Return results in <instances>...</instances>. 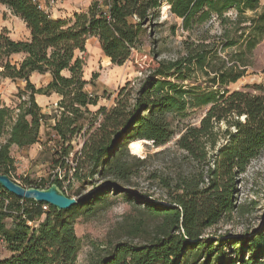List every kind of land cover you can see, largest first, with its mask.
<instances>
[{"label":"trees","instance_id":"1","mask_svg":"<svg viewBox=\"0 0 264 264\" xmlns=\"http://www.w3.org/2000/svg\"><path fill=\"white\" fill-rule=\"evenodd\" d=\"M106 2V9L92 4L72 19H55L36 0H0L30 36L14 40L6 28L0 31V78L25 81L15 108L0 98V174L14 180L10 149L39 141L47 115L36 95L55 93L59 100L51 131L60 156L53 162L66 173L47 185L27 178L20 184L44 188L56 183L78 198L68 210L49 206L43 211L41 203L29 200L32 208L21 207L0 187V237L11 253L0 264H75L82 246L75 221L106 212L118 198L129 210L104 243L90 242L86 264H264V204L253 224L245 218L252 213L249 207L235 202L238 176L264 150V81L227 88L252 67L253 51L264 39V0ZM164 2L189 33L182 53L157 60L136 86L120 89L113 107L92 113L89 106H96L98 97L86 89L84 61L77 53L96 37L111 63L123 65L139 50L140 35L159 17ZM213 20L218 36L208 31L191 36ZM16 55L20 60L12 61ZM32 73L49 74L50 81L36 88ZM200 108L206 111L197 124L185 121ZM82 132L86 138L69 166L71 142ZM177 135L174 150L144 157L128 146L146 140L161 148ZM165 154L168 163L150 168L152 158ZM144 173L156 183L157 197L137 181ZM41 215L43 220L31 227ZM6 217L13 221L9 227ZM223 223H238L243 232H210Z\"/></svg>","mask_w":264,"mask_h":264},{"label":"rangeland","instance_id":"2","mask_svg":"<svg viewBox=\"0 0 264 264\" xmlns=\"http://www.w3.org/2000/svg\"><path fill=\"white\" fill-rule=\"evenodd\" d=\"M100 8L106 9V0H100ZM8 15L0 9V31L2 24L7 21ZM14 20V19H13ZM9 25L16 33L15 37L22 36V27L11 20L8 21ZM205 31H208L210 36H218L220 34V28L216 21H210L205 25L196 28L191 36H202ZM188 32L184 31L181 27V20L176 18L169 11V6L164 2L160 8V15L154 21L150 29L145 33H142L141 43L139 50L134 52L132 57L121 66H117L111 63L110 59L106 57L99 46V43L94 38H89L86 42L85 51L78 52V57L84 61L83 78L89 82L86 89L93 96L98 97V103L96 106H89V110L94 113L99 107L104 106L110 109L115 105L116 97L120 89L124 86L130 88V86H136V83L142 79L147 73L149 67L156 65L157 60L176 58L182 53V41L185 36H188ZM154 40V42H153ZM20 56L16 55L12 58V61L20 60ZM253 65L248 69L247 73L240 78L237 82L230 84L227 88L229 90H236L243 88L246 84L261 83L264 81V39L253 51ZM46 77L39 75H32L30 81L35 86L43 85ZM25 88V81L23 80H10L0 78V98L7 105L15 108L20 102V95ZM49 96V95H45ZM26 98V95L23 96ZM46 100V99H45ZM43 107L49 108L51 114L47 115L45 122L40 129L39 141L28 147L12 146L10 154L14 159L15 171L13 172L14 181L22 183L23 178H27L33 183L48 184L58 174L62 177L66 173V168H62L54 164L53 157L59 159L60 145L58 138L51 131V126L54 123L53 116H55L53 110L56 108L52 101L47 99ZM206 108H200L194 110L186 119V122L197 124L199 119L204 115ZM101 114L98 116L93 127L101 121ZM86 126L85 128H87ZM81 133L71 142L72 148L67 162L69 166H73L74 156L78 153L82 147V143L86 138ZM178 135L175 136L166 146L161 148H153L150 142L144 140L141 142L142 149L139 152H134L130 146L131 153L137 156L144 157L147 154H153L158 150L169 148L174 150V143ZM2 142V140H0ZM168 154L161 155L152 158L149 165L150 168L162 166L163 163H168ZM72 170H70L71 174ZM143 190L153 192L157 197L160 192L156 189L155 182L148 181L145 173L141 175L140 179H137ZM73 185L77 186L78 183L73 181ZM235 199L236 204H246L249 207L250 213L245 218L253 224L258 222V218L262 213L264 204V150L261 151L250 163L246 166L245 171L238 176L236 182ZM0 191L2 189L0 188ZM76 198V197H75ZM27 207L32 208V204L28 202ZM42 208V207H41ZM43 210V209H42ZM129 210V205L117 199L116 203L108 209L106 212H99L97 215L90 219L79 217L74 224V230L78 238L81 239L82 246L78 253V257L75 264H86L87 254L90 251V242L104 243L108 239L109 234L114 228L115 224L120 221L121 216ZM39 218V219H38ZM35 218L36 220L29 223L31 227H36L44 215ZM237 219L235 222H241ZM255 220V221H253ZM6 226L12 225V218L6 217L4 219ZM255 223V224H256ZM217 234H228L237 236L243 232V226L238 223L220 224L215 227ZM6 245L0 243V259H4L10 256Z\"/></svg>","mask_w":264,"mask_h":264},{"label":"crops","instance_id":"3","mask_svg":"<svg viewBox=\"0 0 264 264\" xmlns=\"http://www.w3.org/2000/svg\"><path fill=\"white\" fill-rule=\"evenodd\" d=\"M100 3H101L100 0H60L54 7H51L48 9V13L50 14L52 18H55V19H72L75 13L85 12L92 4H98L100 7ZM0 9H2V11H4V13H7L8 15V19L2 24V28H6L9 31L10 37L14 40H27L30 36H29V30L27 29L26 24L20 18L12 15L10 10L7 9V7L0 6ZM9 20H11L12 22H15V24H18L20 27H22L23 37H15L18 35H16V33L13 31V29L9 25L8 23ZM92 38L97 40L96 37H92ZM32 75H39V76L46 77L45 78L46 82L43 85L36 86V88L44 87L50 81L49 74L40 75L38 73H32L31 76ZM47 99L51 100L53 105L55 106L59 100V96L55 93L49 96L36 95V101L41 107V111L45 115L51 114L50 107L49 108L43 107V104L46 103ZM53 112L54 113L56 112V108L53 110ZM52 119H54V116L52 117Z\"/></svg>","mask_w":264,"mask_h":264},{"label":"water","instance_id":"4","mask_svg":"<svg viewBox=\"0 0 264 264\" xmlns=\"http://www.w3.org/2000/svg\"><path fill=\"white\" fill-rule=\"evenodd\" d=\"M0 187L18 199L48 204L57 211L68 210L78 201V198L67 196L56 183L44 188L25 187L9 176L0 174Z\"/></svg>","mask_w":264,"mask_h":264},{"label":"built area","instance_id":"5","mask_svg":"<svg viewBox=\"0 0 264 264\" xmlns=\"http://www.w3.org/2000/svg\"><path fill=\"white\" fill-rule=\"evenodd\" d=\"M38 3H39V6L44 9L45 11L48 12V9L51 8V7H54L60 0H36ZM58 178H62V176L60 174L57 175ZM33 202V201H32ZM5 203L7 204L8 203V200H5ZM18 203L21 207H27V200L25 199H19L18 200ZM31 204V202H30ZM43 211H46L49 207L48 204H42L41 205ZM0 243H3V240L2 238L0 237Z\"/></svg>","mask_w":264,"mask_h":264},{"label":"bare ground","instance_id":"6","mask_svg":"<svg viewBox=\"0 0 264 264\" xmlns=\"http://www.w3.org/2000/svg\"><path fill=\"white\" fill-rule=\"evenodd\" d=\"M143 140H135L129 143L130 148L134 151V152H139L142 149L141 146V142Z\"/></svg>","mask_w":264,"mask_h":264}]
</instances>
